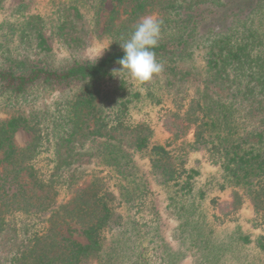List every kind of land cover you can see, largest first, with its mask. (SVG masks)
Listing matches in <instances>:
<instances>
[{
    "label": "trees",
    "instance_id": "16d2710c",
    "mask_svg": "<svg viewBox=\"0 0 264 264\" xmlns=\"http://www.w3.org/2000/svg\"><path fill=\"white\" fill-rule=\"evenodd\" d=\"M105 3L0 0V264H264V0H113L82 58ZM153 14L164 70L101 87Z\"/></svg>",
    "mask_w": 264,
    "mask_h": 264
},
{
    "label": "clouds",
    "instance_id": "9594fccd",
    "mask_svg": "<svg viewBox=\"0 0 264 264\" xmlns=\"http://www.w3.org/2000/svg\"><path fill=\"white\" fill-rule=\"evenodd\" d=\"M160 37L161 21L153 15L145 16L136 25L130 38L120 45L124 55L118 61L121 68L115 72H126L140 83L151 81L164 70L153 51L158 46Z\"/></svg>",
    "mask_w": 264,
    "mask_h": 264
},
{
    "label": "rangeland",
    "instance_id": "374dc122",
    "mask_svg": "<svg viewBox=\"0 0 264 264\" xmlns=\"http://www.w3.org/2000/svg\"><path fill=\"white\" fill-rule=\"evenodd\" d=\"M49 1L50 0H42V2L47 6L46 8L49 7ZM114 3H113V0H106L105 9H104V11L101 14L104 17L102 25L100 26V28L97 30V32L95 34H92L89 37V45H86L83 50L78 52V56H80L82 58L93 59V58H97L102 53V51H104V49H105L107 44L104 43L105 41H104L103 37L100 34H101V31H102L103 26H104V21H106V19L108 18L109 12L113 8ZM153 16L156 17V15H154V14H153ZM90 38H92V39H90ZM56 53L58 54V56L56 54L54 56H52L51 57V61L52 62H56L57 64H61L62 63V59L64 57H66L67 54L64 53L61 48H56ZM121 80H125L126 81V84H127V87H128L127 89H128L129 92L132 89L140 88L139 85H138L140 83H138L135 79L131 78L130 76H127L126 72H115L113 79H110V80L105 81V82H101L100 85H101V87H105V89H107L109 91L110 88L117 87L118 85H120V81ZM132 83H134V87L131 89V87L133 86V85H131ZM157 83L160 84V86L161 85L162 86H166V80H165L164 77H162L160 80H158ZM81 89H82V84L81 83H77V84L72 85L70 87L63 88V89H61L59 91L55 90V91H52L50 93H41V94L38 93L37 96H36L37 99H35V101H37V102L43 101V104L44 103L47 104V103L51 102L53 99H55L57 97L60 98L61 96H65V95H67L69 93L78 92ZM42 95H44V97H41ZM33 103H35V102L33 101ZM40 105H42L41 102L39 103V106ZM7 117H8V115L6 114V112L3 111V110H0V119L7 118ZM29 140H30V134L27 133L24 130L18 131L16 136H15V142L19 146L26 145L29 142ZM176 225H177L176 221L171 223V227L168 230V232L170 234H168V236L171 237L173 229L175 228ZM224 233H226V231L221 232V234H224ZM82 240H83V238H82ZM188 255H189L188 257H185L183 259L184 264H192L193 261H195L193 254L189 253ZM235 257H237V256H235ZM195 262L198 263L197 260ZM228 264H235V262L234 263L230 262Z\"/></svg>",
    "mask_w": 264,
    "mask_h": 264
}]
</instances>
